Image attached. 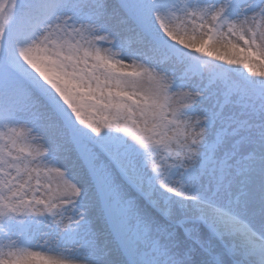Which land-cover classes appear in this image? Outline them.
<instances>
[{"label": "snow or ice", "instance_id": "obj_1", "mask_svg": "<svg viewBox=\"0 0 264 264\" xmlns=\"http://www.w3.org/2000/svg\"><path fill=\"white\" fill-rule=\"evenodd\" d=\"M0 264H264V0H0Z\"/></svg>", "mask_w": 264, "mask_h": 264}]
</instances>
